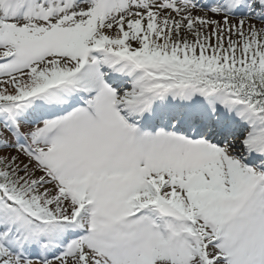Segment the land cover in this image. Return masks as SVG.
Here are the masks:
<instances>
[{"label":"snow or ice","instance_id":"obj_1","mask_svg":"<svg viewBox=\"0 0 264 264\" xmlns=\"http://www.w3.org/2000/svg\"><path fill=\"white\" fill-rule=\"evenodd\" d=\"M0 264H264V0H0Z\"/></svg>","mask_w":264,"mask_h":264}]
</instances>
